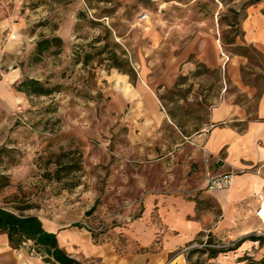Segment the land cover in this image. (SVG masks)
<instances>
[{"label":"rangeland","instance_id":"374dc122","mask_svg":"<svg viewBox=\"0 0 264 264\" xmlns=\"http://www.w3.org/2000/svg\"><path fill=\"white\" fill-rule=\"evenodd\" d=\"M258 3L0 0V207L77 215L92 235L104 233L118 211L117 195L102 187L134 134L124 121L130 106L120 115L111 109L117 90L134 93L142 74L147 82L174 77L157 89H173L163 97L184 112L201 89H264V55L243 43L240 29ZM52 37L62 40L60 52L35 61L36 42ZM24 78L54 91L27 97L15 90ZM252 237L262 241L200 235L186 247L187 263L264 264V231Z\"/></svg>","mask_w":264,"mask_h":264},{"label":"crops","instance_id":"0c3cea01","mask_svg":"<svg viewBox=\"0 0 264 264\" xmlns=\"http://www.w3.org/2000/svg\"><path fill=\"white\" fill-rule=\"evenodd\" d=\"M240 29L243 43L264 55V3L245 10ZM139 81L134 93L122 86L111 100L117 115L130 106L124 121L134 134L102 187L117 195L118 211L104 233L92 235L77 215L24 216L37 217L80 264H188L186 247L200 235L243 239L264 231V89H201L199 103L180 112L163 97L173 89H157L174 77ZM225 174L229 187H207ZM22 245L0 231V264H51Z\"/></svg>","mask_w":264,"mask_h":264},{"label":"trees","instance_id":"16d2710c","mask_svg":"<svg viewBox=\"0 0 264 264\" xmlns=\"http://www.w3.org/2000/svg\"><path fill=\"white\" fill-rule=\"evenodd\" d=\"M62 44V40L59 37L41 38L36 42V48L33 53L34 60L39 61L41 56L44 53L49 52L52 48L57 50L54 54H58L62 48ZM15 90L30 97L48 96L53 93L54 88L46 89L40 81L24 78L21 82L16 84ZM26 209H30V207L27 206L23 210ZM0 231L7 233L10 243L15 248L22 246L24 242L30 240L35 246L36 253L40 254L42 259L46 262L51 264H80L69 258L58 248L55 235L45 232L41 226V222L35 216L16 215L13 212L0 207ZM245 240L260 243L262 238L251 236L243 238L239 240V242ZM201 252L204 253L205 251ZM213 254H217V252H213Z\"/></svg>","mask_w":264,"mask_h":264},{"label":"built area","instance_id":"2783aa9c","mask_svg":"<svg viewBox=\"0 0 264 264\" xmlns=\"http://www.w3.org/2000/svg\"><path fill=\"white\" fill-rule=\"evenodd\" d=\"M231 183V175L230 174H225L222 176H218V177H214L211 178L207 181V187L209 189H213V190H223L226 189L227 187H229ZM85 229H87L89 232H93V229H91L89 226L87 225H83ZM102 227H99V229H97V231L103 232ZM28 243V244H33L30 240H27L26 242H24L23 244ZM32 252H34V249H31Z\"/></svg>","mask_w":264,"mask_h":264},{"label":"water","instance_id":"95a60500","mask_svg":"<svg viewBox=\"0 0 264 264\" xmlns=\"http://www.w3.org/2000/svg\"><path fill=\"white\" fill-rule=\"evenodd\" d=\"M94 209H95V207H92L89 211H87V212L85 213V216H86V217H89V216L93 213Z\"/></svg>","mask_w":264,"mask_h":264},{"label":"bare ground","instance_id":"6f19581e","mask_svg":"<svg viewBox=\"0 0 264 264\" xmlns=\"http://www.w3.org/2000/svg\"><path fill=\"white\" fill-rule=\"evenodd\" d=\"M123 89H125V88L123 87Z\"/></svg>","mask_w":264,"mask_h":264}]
</instances>
